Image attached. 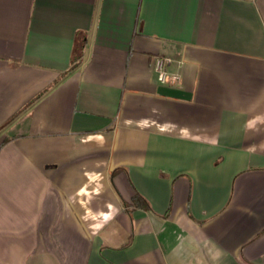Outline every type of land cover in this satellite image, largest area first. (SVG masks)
I'll return each instance as SVG.
<instances>
[{
  "label": "crops",
  "instance_id": "1",
  "mask_svg": "<svg viewBox=\"0 0 264 264\" xmlns=\"http://www.w3.org/2000/svg\"><path fill=\"white\" fill-rule=\"evenodd\" d=\"M0 264H264V0H0Z\"/></svg>",
  "mask_w": 264,
  "mask_h": 264
},
{
  "label": "built area",
  "instance_id": "2",
  "mask_svg": "<svg viewBox=\"0 0 264 264\" xmlns=\"http://www.w3.org/2000/svg\"><path fill=\"white\" fill-rule=\"evenodd\" d=\"M171 60L167 57L158 56L153 61V71L158 83L174 86L180 82V75L177 72L168 71Z\"/></svg>",
  "mask_w": 264,
  "mask_h": 264
},
{
  "label": "trees",
  "instance_id": "3",
  "mask_svg": "<svg viewBox=\"0 0 264 264\" xmlns=\"http://www.w3.org/2000/svg\"><path fill=\"white\" fill-rule=\"evenodd\" d=\"M80 55H81V53H80V47H79L78 49L76 48V50H75V52H74V55H73V59H74V61L77 60V59H79ZM73 69H74V66H72V68L70 69V71L73 70ZM38 97H39V95L36 96L35 99H37ZM35 99H34V100H35Z\"/></svg>",
  "mask_w": 264,
  "mask_h": 264
}]
</instances>
